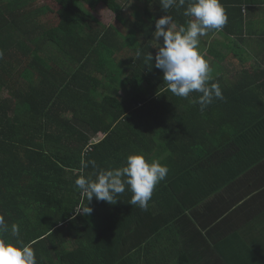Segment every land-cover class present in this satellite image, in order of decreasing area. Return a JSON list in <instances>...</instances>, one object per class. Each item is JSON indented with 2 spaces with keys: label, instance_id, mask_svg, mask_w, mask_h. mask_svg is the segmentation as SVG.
Wrapping results in <instances>:
<instances>
[{
  "label": "trees",
  "instance_id": "16d2710c",
  "mask_svg": "<svg viewBox=\"0 0 264 264\" xmlns=\"http://www.w3.org/2000/svg\"><path fill=\"white\" fill-rule=\"evenodd\" d=\"M131 1L137 21L125 16ZM100 2L115 25L93 15ZM220 2L228 22L208 33L241 36L248 1ZM183 12H164L160 0H0V216L9 225L4 237L30 244L37 264L184 260L189 242L197 244L187 241L195 237L187 220L192 206L264 171V70L243 68L237 76L222 65L228 52L240 65L251 56L234 43L213 50L210 83L224 98L204 111L191 102L199 93L173 95L155 68V21L168 14L186 25ZM137 154L169 169L147 210L131 205L127 188L109 204L89 202L76 187L81 174L95 179ZM82 161L96 167L82 172Z\"/></svg>",
  "mask_w": 264,
  "mask_h": 264
},
{
  "label": "clouds",
  "instance_id": "9594fccd",
  "mask_svg": "<svg viewBox=\"0 0 264 264\" xmlns=\"http://www.w3.org/2000/svg\"><path fill=\"white\" fill-rule=\"evenodd\" d=\"M160 0V7L167 13L174 7L184 8L183 15L189 19L186 25H177L171 15H164L155 21L153 48L158 49L154 59L155 68L163 72V80L170 92L181 98H189L193 92L198 99L191 101L204 111L214 99H223L221 87L212 81V68L200 48V38L209 31H220L228 22V16L220 0ZM162 38V44L159 41ZM147 60L153 56L148 53ZM95 161L83 162L81 171ZM169 169L158 160L148 162L142 154L129 155L123 167L100 170L91 176L81 174L75 181L81 194L90 202L115 204V198L126 188L132 192L131 205L147 210L156 186L165 180ZM87 207L84 213L90 214ZM9 231L5 218L0 216V264H37L35 251L30 244L17 239L12 243L4 237ZM19 226L11 225V234L19 236Z\"/></svg>",
  "mask_w": 264,
  "mask_h": 264
},
{
  "label": "crops",
  "instance_id": "0c3cea01",
  "mask_svg": "<svg viewBox=\"0 0 264 264\" xmlns=\"http://www.w3.org/2000/svg\"><path fill=\"white\" fill-rule=\"evenodd\" d=\"M247 1L248 4L242 6L241 36L226 38L221 32L207 33L203 36L204 45L201 44L207 58L213 57V50H221L220 43H234L240 55L251 56L248 62L240 65L228 52L222 65L233 69L237 76H241L243 68L264 70V64L253 56L254 53L264 58V50H260V46H264V0ZM212 62L213 58L209 64ZM261 172H252L250 178L242 176L201 203H192L187 220L195 237L187 241H196L197 244L189 242L187 252L182 255L185 259L175 256L172 264H264V171ZM173 240L179 243L181 237L176 236Z\"/></svg>",
  "mask_w": 264,
  "mask_h": 264
},
{
  "label": "rangeland",
  "instance_id": "374dc122",
  "mask_svg": "<svg viewBox=\"0 0 264 264\" xmlns=\"http://www.w3.org/2000/svg\"><path fill=\"white\" fill-rule=\"evenodd\" d=\"M138 5L134 2H130V4L127 6V8L125 9V16L132 20V21H137L136 18V13L139 12V8L137 7ZM93 15H95V17L101 22L102 25L109 27L111 25H115L116 24V15L110 11L104 3L100 2L97 10L95 12H93ZM118 42H120L119 38L117 39ZM162 41V38L160 40V42ZM123 45H125L126 43H122ZM120 44V45H122ZM125 49H129V47L127 45L124 46ZM129 51V50H127ZM211 57L207 58V61L210 63L211 61ZM4 98L10 96L9 94H4L3 95ZM102 137V135L100 136Z\"/></svg>",
  "mask_w": 264,
  "mask_h": 264
}]
</instances>
